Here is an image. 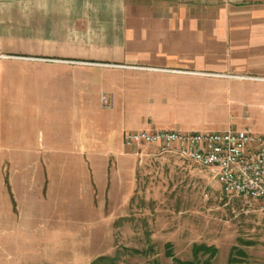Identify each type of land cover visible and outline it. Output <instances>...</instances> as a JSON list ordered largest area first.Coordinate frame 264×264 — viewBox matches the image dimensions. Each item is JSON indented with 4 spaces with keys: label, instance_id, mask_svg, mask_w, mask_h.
<instances>
[{
    "label": "crops",
    "instance_id": "obj_1",
    "mask_svg": "<svg viewBox=\"0 0 264 264\" xmlns=\"http://www.w3.org/2000/svg\"><path fill=\"white\" fill-rule=\"evenodd\" d=\"M252 108L264 0H0V169L105 175L128 131L264 134L242 121Z\"/></svg>",
    "mask_w": 264,
    "mask_h": 264
},
{
    "label": "rangeland",
    "instance_id": "obj_2",
    "mask_svg": "<svg viewBox=\"0 0 264 264\" xmlns=\"http://www.w3.org/2000/svg\"><path fill=\"white\" fill-rule=\"evenodd\" d=\"M249 113L242 121L264 133V110ZM125 146L128 158L105 175L75 165L32 175L28 160H4L0 264H264L261 201L226 194L210 169L175 154ZM87 177L108 189L84 190Z\"/></svg>",
    "mask_w": 264,
    "mask_h": 264
},
{
    "label": "built area",
    "instance_id": "obj_3",
    "mask_svg": "<svg viewBox=\"0 0 264 264\" xmlns=\"http://www.w3.org/2000/svg\"><path fill=\"white\" fill-rule=\"evenodd\" d=\"M127 146L149 144L161 154H175L208 168L228 195L264 204V134L248 128L182 132L175 128L128 131Z\"/></svg>",
    "mask_w": 264,
    "mask_h": 264
},
{
    "label": "trees",
    "instance_id": "obj_4",
    "mask_svg": "<svg viewBox=\"0 0 264 264\" xmlns=\"http://www.w3.org/2000/svg\"><path fill=\"white\" fill-rule=\"evenodd\" d=\"M175 264H200V263L198 261L194 260V259L193 260L176 259V263Z\"/></svg>",
    "mask_w": 264,
    "mask_h": 264
}]
</instances>
